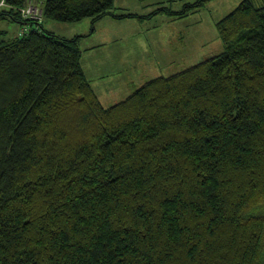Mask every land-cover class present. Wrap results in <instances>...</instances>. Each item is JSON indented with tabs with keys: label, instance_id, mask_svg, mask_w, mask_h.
Instances as JSON below:
<instances>
[{
	"label": "trees",
	"instance_id": "obj_1",
	"mask_svg": "<svg viewBox=\"0 0 264 264\" xmlns=\"http://www.w3.org/2000/svg\"><path fill=\"white\" fill-rule=\"evenodd\" d=\"M42 1L68 24L115 2ZM262 1L217 23L221 55L110 107L82 37L31 23L0 42V264H264ZM24 3L4 0L0 21L27 23Z\"/></svg>",
	"mask_w": 264,
	"mask_h": 264
},
{
	"label": "rangeland",
	"instance_id": "obj_2",
	"mask_svg": "<svg viewBox=\"0 0 264 264\" xmlns=\"http://www.w3.org/2000/svg\"><path fill=\"white\" fill-rule=\"evenodd\" d=\"M198 1L148 0L140 2L138 0H115L114 12L111 16L113 20L109 21V24L114 23V25L108 28H114L115 23L116 25L122 24L120 32L123 34L121 36L118 34L114 39L119 43L120 38H126V43H119L122 46H127L132 42L136 43L135 40L146 41L149 43L148 45H151V49L140 50L138 48L137 53L127 56L131 58L127 60H124L125 56L118 55L117 50L113 49L111 53L121 58V60L115 59L114 62L117 73L107 71L105 74H101L102 72H99L98 67L95 73L93 66L97 65L100 57L98 60L94 56L90 59L86 58L88 69L91 67L94 73L93 78L107 91H110L111 87L120 90L121 96L118 97L120 98L118 102H120L151 80L158 77L172 76L202 61L221 55L224 52V46L216 25L232 13L244 0H209L197 7ZM249 1L256 7L263 5L262 0ZM3 2L4 0H0V13L9 10ZM42 5V0H25L18 13L20 14V20L27 23L21 26L19 32L25 30L23 26L29 32L31 23H34V25L39 23L38 25L46 32L65 40H71L77 37L76 32L79 31L83 34L78 41L79 49L82 50L86 44L87 51H89L90 46L96 45L95 41H100L98 38L100 31L97 28L99 21L105 17L96 21L88 18L77 24L59 23L43 16ZM185 6H189L186 16L168 15V13L182 11ZM163 8L170 10L163 12ZM148 12L151 13L150 18H143L141 14ZM2 29H5L7 33L0 32V42H8L15 38L13 34L16 32V23L0 21V31ZM128 32L133 36L129 37ZM154 41L155 43H153ZM91 42L93 44H90ZM111 53L109 56H113ZM95 59L97 62H94ZM110 66L107 65L108 70ZM110 75L114 76V79L106 82ZM113 101H105L102 104L110 107L118 103H110Z\"/></svg>",
	"mask_w": 264,
	"mask_h": 264
},
{
	"label": "crops",
	"instance_id": "obj_3",
	"mask_svg": "<svg viewBox=\"0 0 264 264\" xmlns=\"http://www.w3.org/2000/svg\"><path fill=\"white\" fill-rule=\"evenodd\" d=\"M115 10H118V9H115ZM113 12H111V13H113ZM141 15H142V17H147V16H150L151 13L148 12L146 14H141ZM112 20H113V18L111 16H105L104 19L99 21V24H98L99 26H98L97 30L100 31V36H98L100 41H95L96 45L90 46L88 48L89 51L86 50L87 49L86 44H85L84 48L81 50V52H82V54H81V68L83 69L85 77L89 81L94 94L96 95L97 99L100 101V103L103 107H108V106L103 105L102 102L112 101V100H114V101L110 102V103L118 102V100L120 99L118 97L121 96V91L115 90L114 87H111L109 89L110 91H107L105 88H103V86L97 80H95V78H93L94 73H93L91 67H89V69H88V66H87L85 59L86 58L90 59L94 56L98 60V58L100 57L98 62L96 61V59L94 61V62H97V65L93 66L95 73H96L97 67L99 68V72L100 71L102 72L101 74H105L107 71H114L117 73L114 62H115V59L121 60V58L118 55L125 56L124 60H127L130 58L127 56H129L132 53H137L138 48L140 50L141 49L142 50L143 49L144 50L151 49V45H148L149 43H147L146 41H144L145 43H147V44H145L144 47L141 44H139L137 42V40H135L137 44L135 42H132L136 47H134L132 43H129L127 46H122V44L119 45V43H122V42L126 43L127 39L126 38H124V39L120 38L119 43L116 39H114L118 34H119V36H121L123 33L121 34V32H120L122 24L116 25V23H115L114 28H110V29L108 28V27L114 25V23L109 24V21H112ZM81 22H83V21H81ZM78 23H80V22H78ZM75 24H77V23H75ZM21 28L22 27L20 25L16 24V32H15V34H13L14 37H16L17 34H19V30ZM23 28L26 29L25 26H23ZM0 32H5V34L7 33V31H5V29H2ZM76 35L81 36L83 34H82V32L78 31V32H76ZM128 35H129V37L133 36L129 32H128ZM153 43H155V41ZM90 44H93V43L91 42ZM113 49L117 50V54H118L117 56H115L114 53H111V51ZM110 53L113 56H109ZM107 65L108 66L111 65L109 67L110 68L109 70L107 69ZM128 67H129V65L127 66V68ZM108 77L109 78L106 82H110L111 80L114 79V76L110 75Z\"/></svg>",
	"mask_w": 264,
	"mask_h": 264
},
{
	"label": "bare ground",
	"instance_id": "obj_4",
	"mask_svg": "<svg viewBox=\"0 0 264 264\" xmlns=\"http://www.w3.org/2000/svg\"><path fill=\"white\" fill-rule=\"evenodd\" d=\"M137 42H138L139 44H141L143 47H144L145 44H146L144 41H140V40H137ZM133 46L136 47L134 44H133Z\"/></svg>",
	"mask_w": 264,
	"mask_h": 264
},
{
	"label": "built area",
	"instance_id": "obj_5",
	"mask_svg": "<svg viewBox=\"0 0 264 264\" xmlns=\"http://www.w3.org/2000/svg\"><path fill=\"white\" fill-rule=\"evenodd\" d=\"M25 33H27V30H26V29L23 30V31H21V32H19L18 36H19V37H20V36H23Z\"/></svg>",
	"mask_w": 264,
	"mask_h": 264
}]
</instances>
